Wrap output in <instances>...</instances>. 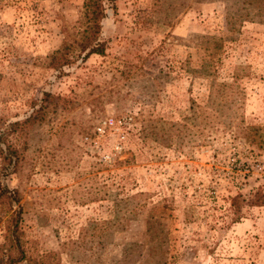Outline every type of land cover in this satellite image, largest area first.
Returning a JSON list of instances; mask_svg holds the SVG:
<instances>
[{"label": "rangeland", "instance_id": "374dc122", "mask_svg": "<svg viewBox=\"0 0 264 264\" xmlns=\"http://www.w3.org/2000/svg\"><path fill=\"white\" fill-rule=\"evenodd\" d=\"M102 2L104 53L82 60V0H0V135L22 153L2 183L26 259L264 264V206L232 223L228 204L264 193V18L229 33L233 0ZM64 45L70 64L47 67ZM44 92L67 108L10 132ZM106 116L127 123L109 165L88 144Z\"/></svg>", "mask_w": 264, "mask_h": 264}, {"label": "trees", "instance_id": "16d2710c", "mask_svg": "<svg viewBox=\"0 0 264 264\" xmlns=\"http://www.w3.org/2000/svg\"><path fill=\"white\" fill-rule=\"evenodd\" d=\"M111 10L113 6L109 7ZM234 11L227 22V31L233 33L237 24L242 21L263 19L264 0H233ZM102 0H82L80 39L76 42L79 53H85L82 60L89 55L96 54L102 56L104 46L98 41L100 33V22L106 15ZM263 12V13H262ZM47 67L58 70L70 64L67 56V46L50 54L47 58ZM69 101L58 95L42 93L35 108L21 121L11 125L10 132L17 133L24 137L27 130L34 124L44 120L46 114L56 108L66 109ZM7 134L0 135V212L3 218L1 221V242H0V264H45L42 258L26 259L21 244V231L19 227L21 207L19 205L20 196L16 189H9L2 183L7 176L15 175L20 168L22 153L7 141ZM231 212V222H237L241 216V204L247 207L264 206V193L259 188L248 199H244L239 193L228 199ZM47 259L51 257L48 254ZM50 261V260H49Z\"/></svg>", "mask_w": 264, "mask_h": 264}, {"label": "built area", "instance_id": "2783aa9c", "mask_svg": "<svg viewBox=\"0 0 264 264\" xmlns=\"http://www.w3.org/2000/svg\"><path fill=\"white\" fill-rule=\"evenodd\" d=\"M127 125L123 118H113L110 116L99 119L92 129V137L88 144L97 155L99 161L109 165L117 159L123 151V143L125 141V133L122 128ZM115 135V140L110 143L106 150H103V144Z\"/></svg>", "mask_w": 264, "mask_h": 264}]
</instances>
